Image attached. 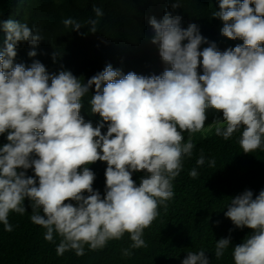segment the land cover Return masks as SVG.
<instances>
[{
  "label": "clouds",
  "instance_id": "9594fccd",
  "mask_svg": "<svg viewBox=\"0 0 264 264\" xmlns=\"http://www.w3.org/2000/svg\"><path fill=\"white\" fill-rule=\"evenodd\" d=\"M179 7L177 0L172 8ZM93 12L103 16L99 7ZM213 15L224 22L222 35L240 38L243 45L220 52L212 43L200 51L208 41L198 26L183 29L182 18L166 11L161 20L149 21L155 32L152 43L165 63L158 72L153 65L137 63L135 73L123 75L109 64L86 84L71 71L50 76L39 61L29 68L14 64L20 43L36 46L44 38L39 28L0 20L6 32V50L0 54V222L5 231H12L9 212L24 214L27 198L31 222L46 229L45 239L52 242L54 233L62 238L58 255L74 250L82 256L85 245L101 249L126 232L131 249L147 247L143 230L159 215L158 206L166 208L173 197L172 181L180 174L182 157L192 156L194 140L204 128L217 123L212 133L225 140L242 129L238 142L244 153L264 145V0H221ZM62 23L75 31L82 28L72 18ZM88 23L95 33L98 20ZM57 55L53 53L54 61ZM201 56L204 74L198 75ZM93 85L91 111L110 122L107 134L101 132L103 123L93 127L80 116L81 98ZM209 108L222 114L204 126ZM33 153L38 158H31ZM98 160L108 165L103 197L93 189L95 174L87 166ZM204 163L201 155L196 164ZM30 168L34 177L17 171ZM142 171L146 174L137 186L132 174ZM189 175L196 178V168ZM253 197L245 190L225 212L236 227L254 230L234 247L235 264H264V190ZM65 201H75V206ZM230 240L217 241V259ZM123 255H131L130 250ZM182 264L209 260L200 250L189 252Z\"/></svg>",
  "mask_w": 264,
  "mask_h": 264
},
{
  "label": "trees",
  "instance_id": "16d2710c",
  "mask_svg": "<svg viewBox=\"0 0 264 264\" xmlns=\"http://www.w3.org/2000/svg\"><path fill=\"white\" fill-rule=\"evenodd\" d=\"M176 2L0 0V20L11 19L26 23L30 28H39L44 38L36 46L20 43L14 64L29 68L34 61H39L50 76L71 71L85 84L109 64L123 75L135 73L137 63H143L146 67L147 64L153 65L154 72H158L165 63L160 56L159 46L152 43L155 32L149 21L152 17L161 20L166 11L182 18L180 26L183 29L189 24L198 26L200 34L208 41L200 45V51L212 43L220 52L243 45L240 38L233 40L222 35L224 22L213 15L220 11L221 0H179L180 7L173 9L172 5ZM94 6L102 9L103 16H96ZM251 6L255 8L254 3ZM68 18L79 22L82 28L79 31L66 28L62 21ZM91 19L98 20L95 33L89 30L91 25L88 21ZM186 43L187 40L182 41V44ZM5 50L6 32L0 28V54ZM30 51H35L37 55L30 57ZM54 52L58 53L55 61ZM199 59L201 63L197 72L203 75L202 56ZM95 94L93 85L81 98L80 116L86 123L91 122L93 127L103 123L101 132L107 134L110 122L103 121L98 113L91 111V98ZM219 114L222 113L214 108L207 109L204 126L211 125ZM241 133L242 129L236 131L228 140L217 136L215 132L206 138H195L192 156L182 157L180 174L172 181L173 197L166 202V208L164 205L158 206L159 215L143 230L142 238L147 247L131 249L130 234L126 232L121 239L109 240L101 249L91 250L85 245L82 256H77L74 250L58 255L56 249L62 238L54 233L52 242L45 239L46 229L31 222L32 209L26 198L22 203L26 208L24 214L9 212L8 221L12 231H5L4 224L0 222V264H182L189 252L200 250L205 251L209 264H235L232 254L234 247L244 243L254 230L246 226L236 227L225 216V212L231 199L245 190H251L253 198L264 190V145L244 153L238 142ZM201 155L205 163L198 166L196 161ZM31 158L38 157L33 153ZM213 159L215 166H210L209 162ZM87 166L95 174L93 189L98 190L103 197L107 162L98 160ZM193 168L198 172L196 178L189 175ZM17 171H26L28 176H35L34 168ZM145 174L143 171L132 174L137 186ZM65 203L75 206V201ZM229 237L230 245L224 250L223 256L217 259V241ZM125 249H129L131 255H123Z\"/></svg>",
  "mask_w": 264,
  "mask_h": 264
},
{
  "label": "rangeland",
  "instance_id": "374dc122",
  "mask_svg": "<svg viewBox=\"0 0 264 264\" xmlns=\"http://www.w3.org/2000/svg\"><path fill=\"white\" fill-rule=\"evenodd\" d=\"M220 125L226 127V124H224V122H219ZM217 123H215L213 126L211 127H207V128H204L201 132L203 134L204 137H207L208 135H210L212 133L213 130H215V128L217 127Z\"/></svg>",
  "mask_w": 264,
  "mask_h": 264
}]
</instances>
